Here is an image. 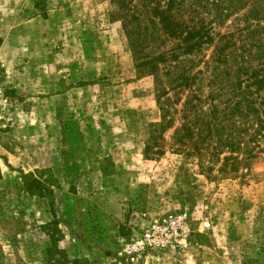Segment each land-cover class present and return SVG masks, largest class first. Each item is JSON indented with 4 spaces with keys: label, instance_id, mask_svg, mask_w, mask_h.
<instances>
[{
    "label": "rangeland",
    "instance_id": "rangeland-1",
    "mask_svg": "<svg viewBox=\"0 0 264 264\" xmlns=\"http://www.w3.org/2000/svg\"><path fill=\"white\" fill-rule=\"evenodd\" d=\"M125 13L0 0V264H264V153L223 170L228 153L173 142L179 113L152 133L159 86L137 73Z\"/></svg>",
    "mask_w": 264,
    "mask_h": 264
},
{
    "label": "trees",
    "instance_id": "trees-1",
    "mask_svg": "<svg viewBox=\"0 0 264 264\" xmlns=\"http://www.w3.org/2000/svg\"><path fill=\"white\" fill-rule=\"evenodd\" d=\"M112 1L126 12L123 20L137 73L152 76L159 86L161 121L151 125L152 133L172 128L179 113L174 143L189 142L195 149L204 143L211 159L228 153L223 170L248 168L264 153V0ZM229 20L231 31L214 30ZM207 48L212 50L203 62L208 72L204 90L200 82L205 71H194L192 64ZM184 94L179 110L169 106L179 105ZM46 184L32 179L27 191L46 197ZM50 206L55 217L54 203Z\"/></svg>",
    "mask_w": 264,
    "mask_h": 264
}]
</instances>
